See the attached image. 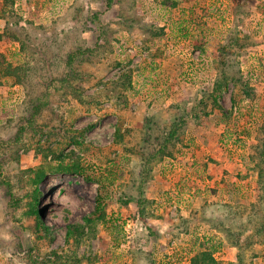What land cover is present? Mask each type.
Segmentation results:
<instances>
[{"label": "rangeland", "instance_id": "374dc122", "mask_svg": "<svg viewBox=\"0 0 264 264\" xmlns=\"http://www.w3.org/2000/svg\"><path fill=\"white\" fill-rule=\"evenodd\" d=\"M14 7L24 20L63 32L66 44L58 51L61 62L16 81L1 66L25 67L24 54L17 42L0 39V264H145L147 254L155 264H184L200 250L211 252L216 264H239L238 252L242 264H264L260 238L249 241L243 233L236 247L227 230L212 227L230 222L215 202L249 205L260 194L264 0H15ZM233 29L236 46L227 60L248 81L250 96L229 82L205 125L186 121L174 157L148 161L141 190L152 202L144 221L137 220L136 204L122 200L126 191L137 194L135 179L144 174L132 150L145 116L155 112L161 128L168 126L176 114L169 106L209 89L222 56L199 51L218 49ZM78 48L88 52L65 65L66 53ZM38 97L44 105L33 111L24 100ZM26 106L29 121L17 118ZM203 126L215 136L207 137ZM58 162L81 171H52ZM38 168L44 176L36 185ZM132 179L135 189L128 190ZM172 199L183 208L171 213ZM200 207L185 233L187 222L177 216ZM144 226L156 232L151 245L142 241Z\"/></svg>", "mask_w": 264, "mask_h": 264}, {"label": "trees", "instance_id": "16d2710c", "mask_svg": "<svg viewBox=\"0 0 264 264\" xmlns=\"http://www.w3.org/2000/svg\"><path fill=\"white\" fill-rule=\"evenodd\" d=\"M8 1V8L1 12V16L3 19H5L6 23L4 26V34L0 33V39L3 37H7L8 40L17 42L19 45V52L24 54V59L26 65L23 66H12L10 63H6L1 66V69L4 71L3 74L6 76H11L15 78L16 81H23V79L26 80L28 78L29 74H32V71H39L41 69L43 70H50V65L54 62H61V59L63 60V57L59 56V53L61 52L60 49L61 46H64L66 44L65 37H61L63 32L60 34L56 30H51L48 32L45 28H41V26H36L33 22L24 20L21 16L17 14L15 11V1L14 0H6ZM246 14V13H245ZM70 22V20H68ZM236 26V23L233 25ZM38 30L37 33H40V37H38V34L33 30ZM60 32V31H59ZM234 32V29L230 32H228L227 35L224 36L225 42H222L218 45V52L216 54H213V56L221 55V60L218 64V70L215 75V79L213 81L212 86L208 88H201L199 97H195L192 100H181L178 101L175 105L169 106V111L174 112L175 115L170 119V124L168 126H164L161 128V119L160 115L156 114L155 112H149L144 118V121L142 125L139 128V136L136 140V147L132 150V153L135 154L139 158L138 160V166L140 169H143L144 174H139L138 177L135 179L138 184L136 187V193L137 194H131L127 191L125 193L124 199L122 200L123 204L133 203L136 204L138 207L140 217L138 216L137 220L140 219V221H144L145 219L143 216L145 213V208L147 203L152 202L148 201L145 198V195L143 193V190H141V185L145 184L147 182L148 174L145 173V169L148 167V161L152 158H155L156 155L159 157H165L166 158H172L174 157L175 152L172 151L176 147L177 141H180L184 134V126L186 124L187 120H192L194 123L198 125H205L206 121L209 119L208 111H212L214 109H219L218 106V97L223 89H225L229 82L233 84L234 88L241 90L244 94L243 97H249V87L247 88L248 81L243 79L242 74L238 72V69L235 71H232V65L230 64L229 56H231L232 53L231 47L236 46V37L232 33ZM235 33V32H234ZM67 36V35H65ZM37 39L38 44L36 42H33ZM57 45V50L53 48V46ZM60 50V52H58ZM85 52H88L87 49H81L78 48L75 51H69L66 53V59H65V65L72 66L73 61L75 59H78L79 55L85 54ZM61 54V53H60ZM72 63V64H71ZM76 73L75 70H70L69 72ZM64 79L62 78L61 81ZM239 84V85H237ZM235 89V91H236ZM235 91L233 92V95L235 94ZM25 104H28V106H31V109L34 111H38L41 109L44 105V102L40 101V97L37 99L34 98H26ZM189 104V106H188ZM28 106L25 108H21L20 114L17 116L18 119H27L29 116L30 109H28ZM188 106V107H187ZM37 114V113H36ZM32 114L30 115V117ZM20 131L24 128L20 122L19 127L17 128V135L22 136L24 132L20 133ZM14 135V134H13ZM264 143V142H263ZM264 145V144H263ZM127 150V148H126ZM150 153V154H149ZM250 154L243 156L242 160L245 162L246 160L250 159ZM46 156V155H45ZM44 156V158H45ZM257 158L259 159V162L261 165H263L262 170L259 172V179L258 182V191L259 195L256 198V201L251 204H230L227 202H215V206L218 208H221L224 214L228 215L230 218L229 225L222 226L220 224L216 226H212L214 229H220V226L222 230H227L231 236V242L236 247H240L241 243L237 242V238H241L243 233L248 236L246 237L247 240L250 241V237L252 240V236H257L259 239V242L264 241V147L259 148V151L257 153ZM163 161V160H161ZM160 161V162H161ZM159 162V163H160ZM243 162V163H244ZM52 171H60V172H77L81 171L80 167L78 168L74 164H67L64 165L63 162H58V164L51 168ZM34 177L32 179L33 184L39 183V181L44 176V171L41 168H38V170H33ZM135 180H131L133 185L128 188V190H131L133 187L135 189ZM35 194L37 193V188H34ZM33 200L35 202L36 196L33 195ZM200 208H195L191 210L190 214L188 216H177V220H181L183 223L187 222V226L185 225L183 231L185 233H188V229L191 226L192 223L191 216L193 217L194 214L198 215ZM39 209L32 207L31 212L35 213L36 215L39 213ZM193 212V214H192ZM95 215H97V218L101 221L104 220V213L102 212L100 208V204L96 203L95 206ZM243 218H242V217ZM90 221V220H88ZM195 221V220H193ZM146 227V226H144ZM252 227V229H250ZM175 228V225H174ZM172 229V237L177 238V234H174L175 230ZM235 230H234V229ZM146 234L142 232V241L145 244H149L151 242L150 235L156 233L149 230L148 227L145 228ZM250 231V232H249ZM251 232L253 235H251ZM134 237V236H133ZM151 239V240H150ZM133 240V239H132ZM131 240V243H133ZM143 244V245H144ZM148 257L145 258L146 263L145 264H155L152 256L150 254H147ZM242 258L243 255H241L239 252L236 254V259L239 264H242ZM35 261V260H34ZM217 262L212 257V253L208 252L206 250H200L197 251L195 254L190 256L189 261L184 264H216ZM249 264V263H247Z\"/></svg>", "mask_w": 264, "mask_h": 264}, {"label": "crops", "instance_id": "0c3cea01", "mask_svg": "<svg viewBox=\"0 0 264 264\" xmlns=\"http://www.w3.org/2000/svg\"><path fill=\"white\" fill-rule=\"evenodd\" d=\"M15 1V0H14ZM9 3V2H8ZM4 8H5V10L8 8V4H7V2H6V0H0V28H2V24H4L5 25V23H6V21H5V19H3L2 18V16H1V12L4 10ZM233 25V24H232ZM229 27H231V26H229ZM224 31H226V30H219V33H224ZM0 32H1V29H0ZM219 43H222V40L221 41H219ZM199 51V50H198ZM217 51H218V49H215L214 51H212V49H206V47H202V49L199 51L200 52V54H201V52L204 54V55H212L213 56V54H216L217 53ZM212 52V53H211ZM213 52H215V53H213ZM214 57V56H213ZM215 58V57H214ZM215 61V60H214ZM215 70H216V68H215ZM217 71V70H216ZM214 79H215V76H214ZM214 79H213V81H214ZM212 84H213V82H212ZM212 84H211V86H212ZM202 129V130H201ZM211 128H208L207 126H203L202 128H200V130L201 131H203L204 132V134H206V136L207 137H209V138H211L212 136H215V133L214 132H211L212 130H210ZM202 132V133H203ZM205 139V138H204ZM205 141H207V139L205 140ZM202 157H204V156H202ZM198 158H199V156H198ZM205 159V158H204ZM223 159H224V157H223ZM224 160H226V159H224ZM216 167V166H215ZM212 169H215L214 167H211V170ZM220 186H217V187H221L220 189L221 190H225L226 189V187H228V186H224V184H219ZM226 191H228V190H226ZM219 193V192H218ZM229 194V196H232V193H228ZM227 193H225L224 192V195H223V197H225V195L227 196L228 195ZM218 196V195H217ZM217 196L216 195H211V197H212V199H216L217 198ZM208 201H209V199H208ZM222 201H225V200H222ZM197 203V202H196ZM196 203H194L193 204V207H196L195 205H196ZM189 212V211H188ZM187 213H183L182 215H186ZM167 235H168V233H167ZM166 235V236H167ZM170 235V234H169ZM153 242V240H151V242H150V245H151V243ZM154 243V242H153ZM162 243V242H161ZM158 247H163L161 244H158Z\"/></svg>", "mask_w": 264, "mask_h": 264}, {"label": "built area", "instance_id": "2783aa9c", "mask_svg": "<svg viewBox=\"0 0 264 264\" xmlns=\"http://www.w3.org/2000/svg\"><path fill=\"white\" fill-rule=\"evenodd\" d=\"M181 208H183L182 205H181V203H178L177 200H174V199L171 200V202H170V204H169V209H170L171 213H172V212H177V210H178V209H181ZM131 225H132V224H131L130 222H126V225H125V226H126V230H127V228H129ZM174 245H175V241H174V240H171V241H170V248H169V249H172V248L174 247ZM184 263H185V262H184Z\"/></svg>", "mask_w": 264, "mask_h": 264}]
</instances>
